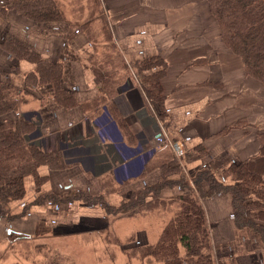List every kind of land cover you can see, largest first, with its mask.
<instances>
[{
  "label": "crops",
  "instance_id": "obj_1",
  "mask_svg": "<svg viewBox=\"0 0 264 264\" xmlns=\"http://www.w3.org/2000/svg\"><path fill=\"white\" fill-rule=\"evenodd\" d=\"M3 2L0 0V5ZM60 3L64 10L72 5L67 0ZM96 3L99 6L94 12L87 1L78 7L82 24H74L68 16L36 22L13 9L4 17L0 14V39L9 33L27 42L43 61L57 66L53 80L29 84L25 75L36 71L37 63L0 46V79L32 96L20 103L18 111L33 109L39 116L36 142L45 150L65 149L68 163L61 169L40 165L37 186L32 175L24 177L23 196L11 201L8 208L17 217L15 222L0 217V238L34 233L41 225L54 229L58 221L72 225L85 217L110 223V214L100 203L88 204L76 198L43 200L41 194L60 193L65 188L92 191L101 186L104 200L113 206L130 192L166 180L159 192L167 200L166 215L161 216L164 219L158 228L162 229L163 222L173 215L170 211L177 198L186 194L181 182L187 184L186 179H179L169 148L154 144L155 133L164 127L186 148L187 173L199 185L213 264H264L259 233L237 227L230 194H206L208 180L201 176L209 172L214 179L229 184L226 168L259 153L264 85L249 77L240 57L226 47L206 0ZM116 59L123 62L125 80L116 82L106 101L115 107L121 128L106 115V101L95 103L101 91L94 69L113 68V79H119L118 66L112 64ZM144 61L153 63L142 67ZM133 68L146 77L159 72L162 115L146 100ZM54 86L70 94V106L54 100ZM104 186L115 189L105 190Z\"/></svg>",
  "mask_w": 264,
  "mask_h": 264
},
{
  "label": "trees",
  "instance_id": "obj_2",
  "mask_svg": "<svg viewBox=\"0 0 264 264\" xmlns=\"http://www.w3.org/2000/svg\"><path fill=\"white\" fill-rule=\"evenodd\" d=\"M206 1L219 24L224 44L242 58L248 74L264 83V0ZM5 2L3 9H13L36 22L63 18L56 0H6ZM0 46L18 58L34 60L37 63L36 71L27 73L26 79L51 81L52 76L56 75L57 66L39 58L27 42L13 35L4 34ZM152 63L153 61L150 63L144 61L141 66L145 67ZM105 70L101 66L94 69L103 83V91L101 90L103 95L96 98L95 103L106 101V97L113 91L111 84L116 82L113 75L106 73ZM158 73L155 71L148 77L142 75L141 78L148 81L149 85H146V89L150 97L158 102L159 109H162ZM22 90L0 79V214L6 213L10 200L23 195L25 175L36 174L37 167L42 164L48 165L50 169H61L68 164L64 150H45L36 142L39 138V130L37 123L32 119L20 115L16 118L3 117L8 111H17V107L23 102L18 98V92L22 93ZM69 99L61 97L60 100L68 102ZM107 108L108 112L113 111L114 116L112 113L110 115L121 128L123 123L115 107L108 103ZM258 140L260 150L257 155L240 163H232L226 168L224 175L232 178V183L224 184L214 179L209 172H202L201 176L208 180L206 194L220 191L230 194L236 225L257 230L264 243L262 222L264 220V131L258 134ZM181 183L183 186L186 185L185 182ZM148 188L149 186L129 193L119 207L125 208L127 205L128 209L134 206L137 202H134L133 196H139L140 193L145 195ZM46 196L53 201L56 200L51 195L46 194ZM177 199L175 205L178 207L177 210L165 224L158 240L153 244L142 245L144 247L142 256L154 258V261L148 264H213L204 215L195 194L186 192ZM162 208L166 209L167 206ZM174 228L176 233L173 234ZM14 234L27 237L19 233ZM142 246H137L136 249L139 247L142 249ZM179 246H182L183 253Z\"/></svg>",
  "mask_w": 264,
  "mask_h": 264
},
{
  "label": "rangeland",
  "instance_id": "obj_3",
  "mask_svg": "<svg viewBox=\"0 0 264 264\" xmlns=\"http://www.w3.org/2000/svg\"><path fill=\"white\" fill-rule=\"evenodd\" d=\"M5 1L6 0H4V2L0 5V14L2 15V17H4L7 14L6 12L10 10L6 8L4 9L2 8V6L6 3ZM60 1L62 0H56L58 7L61 11V17L67 18L68 16L70 19L74 21V24H78V22H81L79 20L80 11L78 10V7H80L82 3L87 1V3L92 7L91 10L92 12H94L96 7L99 6V3H96L97 0H67V2L71 1L72 5H70L67 9L64 10L61 8L62 5H60L61 4ZM99 15H102L101 12H99ZM84 19H86V17H84L82 21ZM69 27L72 28L74 27V25H70ZM2 38L3 36L1 37V39ZM240 59L242 61L241 57ZM121 63L123 62L119 59H116L114 63H112L118 66V72H120L121 74L119 75V79L117 78L115 80L117 83L123 82V80H125L124 70L121 68ZM12 68L16 69L15 67ZM112 69L105 71L106 73H110L114 71ZM133 70L138 75V79H136V83L142 90L146 100L152 105L153 104L155 105L156 110L155 109L154 110L156 111V114L158 113V115L160 114L162 115V109H159L158 102H156L155 99H152L150 97V94L146 89V85H149L148 81H146L145 78L144 80L141 78L142 75L141 73H137L138 71L136 68H133ZM244 71L249 77L256 80L260 85L262 86L264 85L262 81L248 74L245 68ZM95 75L99 81L98 82L99 89L100 91L101 90L103 91L102 80L99 79L97 74ZM113 76H115V74ZM52 78L54 79L55 77L52 76ZM25 82L29 84L37 85L44 81L40 82L39 80L25 78ZM116 82L114 84H111V86L113 87L116 86L117 84ZM102 91L101 94L97 96V98L103 95ZM112 93L110 95H112ZM68 95L70 94H68L66 91H62V89L59 90L57 86H54L52 97L60 105L67 107L73 103L72 97ZM29 96L32 97L30 94H27L26 92L23 93L18 92L19 100L21 99L22 101H27L29 99ZM61 97L70 98L68 101L69 103L67 102V100L66 101L60 100ZM108 102L109 101H106L105 103ZM18 107L16 112L14 110L8 111L3 115V117L8 116V118L10 117L16 118L18 115H20L28 119H32L34 122H36V120L37 121L39 120V116L37 115L35 110L32 109V110L18 111L19 110ZM103 107H105L108 111L107 104L103 105ZM111 113L114 116L113 111H111ZM111 113L107 112L106 115H108L109 118L110 117L112 118V116L110 115ZM36 125L38 126V124ZM156 134L162 135L165 139L166 137H170L173 140H177L168 134L166 128L160 127L159 131L156 132L153 137L154 144L156 145H161L160 143L159 144L157 143ZM180 142L183 146L184 152H183V156H181V158L179 159L175 157L172 148H170V146L167 143L163 145L169 148L171 157L175 161L177 165L176 167L179 168V170L176 171V173H178V176L180 177L179 179L187 180V184L184 186L182 185L183 190H185V192L187 193L193 192L195 194L197 202L199 203V206L204 215L205 214L204 209L202 203L200 202L199 199L200 197L198 196L199 194L197 193L199 187L196 185V179L190 177V175L187 173V168L185 164L186 148L182 143V141ZM126 149L128 151V155L131 154L129 149L128 148ZM61 150L65 151V149H61ZM150 150L153 149L151 148ZM83 151L84 150H82L81 152ZM78 155H84V154L80 153ZM42 165H46V164H42ZM48 168L50 167L48 166ZM175 170L176 168H173L171 171L174 172ZM28 175H32L35 178V182H36L35 185L37 186L38 182L41 180V178L37 175V171L36 174H28ZM230 179L232 183L233 180L232 178ZM165 182L166 180H163V182H160V184H156L154 186L149 187L148 188L149 191L147 190L146 191L147 193L145 195L144 193H140L139 196L138 195L133 196L134 202L137 203L128 209H127V205L125 208L119 207L121 204H123V202L121 201L124 198H126L128 194L123 196L122 200L119 203L110 206L104 200L101 186H96L92 191H83L79 189L72 190L69 188L68 189L65 188V190H63V192L61 191L60 193H54L52 191L50 193H46L56 198V200L57 199L61 200L62 202L76 198V199H81L88 204L100 203L105 207L106 211L110 214V223L108 225V221L92 222L90 221V219H87L85 217V218H81V220L76 221V223H73L74 225L73 224L71 225L68 222L63 224L61 222H65V221H58L59 223L55 227H53L54 229H50L51 226L41 225V229H38V231H35L34 233L27 232L26 234L23 233L21 234L24 235V237L27 235L26 238L18 236V234H11L6 237H4L5 235H3V238H0V264H148V263H152L154 261V258H150L149 256L143 257L142 250L144 248L143 247L144 244L155 243L160 237V233L166 226L165 225L166 222L165 223L163 222L164 224L163 228L161 226L162 229H158L159 226L162 224L163 221L162 219H164V217L161 216L166 215L165 213L166 210L163 209L162 207L166 206L167 200L162 199V196L160 197L159 194L160 189L163 187V184ZM144 187H148V186H143L139 189H142ZM104 189L114 190L115 188L110 186H104ZM139 189L133 192H136ZM46 194H41L42 195L41 199L51 200L46 196ZM20 198H16V199H20ZM16 199H12L8 202L6 213L4 212L0 214V217L4 218L5 221L7 220L11 221L12 219L14 221L16 219L17 216L11 215L8 209L9 203ZM177 208L178 207L175 206L170 211V213L174 214ZM231 210H232V201H231ZM119 216H127L129 218L124 219V218H119ZM232 218L234 220L233 213H232ZM262 222L264 223V220H262ZM142 227H144L145 229H142ZM206 228H207V240L210 248L211 241L208 235V227L206 226ZM29 233H31L32 235H29ZM174 233H176L175 228L173 229V234ZM137 246H142V249H140V247L136 249ZM181 250L182 249H180V251ZM210 252L212 253L211 248H210ZM181 253H183V250L181 251Z\"/></svg>",
  "mask_w": 264,
  "mask_h": 264
},
{
  "label": "built area",
  "instance_id": "obj_4",
  "mask_svg": "<svg viewBox=\"0 0 264 264\" xmlns=\"http://www.w3.org/2000/svg\"><path fill=\"white\" fill-rule=\"evenodd\" d=\"M156 140H157V143L159 144H165L167 143L170 148H172V151L175 155L176 158H181V156H183V152H184V149H183V146L181 144L180 141H177V140H173L171 139L170 137H166V139L160 135V134H156ZM167 141V142H165Z\"/></svg>",
  "mask_w": 264,
  "mask_h": 264
}]
</instances>
